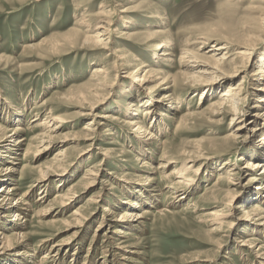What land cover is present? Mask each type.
<instances>
[{"label":"rangeland","instance_id":"374dc122","mask_svg":"<svg viewBox=\"0 0 264 264\" xmlns=\"http://www.w3.org/2000/svg\"><path fill=\"white\" fill-rule=\"evenodd\" d=\"M231 1L235 4H231L230 0H0V116H2L0 124L8 126L9 129L20 126L22 130L17 138L25 137V143L29 144L33 152L37 147L34 138L41 129L43 130L42 127L33 126L43 120L51 108L56 114L66 118L65 128L59 132V137L50 143L47 155L38 160H35L32 153L24 157L23 153L27 147L24 143L18 152L19 163L8 176L10 184L20 188L18 196L23 195V200L31 206V209L26 211V215L30 213V216L24 217L23 214L22 218L30 220L26 230L30 234V239L26 244L36 245L35 256L19 257L21 263L16 262V264H39L53 243L71 237L73 229H67V226L61 221L54 222V218L40 215L50 199H53L58 192H65L71 186H75L77 202L56 217L64 219L72 213L75 207L85 205L87 199L94 192L100 190L103 178L113 183L112 187L106 185L108 194L103 193V198L106 196L108 199L118 200L115 206L121 203V200L115 196L121 195L123 191L127 194L131 193L125 191L129 188L132 190L131 187L127 188L128 185H136V187H141L140 190L143 192H150V195L155 194L152 195L154 196L153 201L148 204L151 214L145 219V224L140 223L137 228L129 231L131 235L128 240L135 244V247L131 249L136 251V253H131L134 263L130 264H205L202 259L205 256L211 257L216 254L219 243L222 246L218 256L214 257L216 264H264V259L257 258L255 253L259 246L264 244V229L252 232V229L245 226L248 224L242 223L241 225V222L229 228L228 223L222 219V229L215 232L211 231L214 225H211L212 221H209V211L217 207L220 208L219 206H223L226 201L222 197L218 203H214L209 191L210 188L218 185V175L222 174V181H226L227 173L225 171L227 168L232 169L234 168L233 164L237 163L244 169L254 158L252 154L255 149H258V154L254 155L264 159V116H261L263 107H256L259 96L254 95L252 87V83H255L254 79L259 77V75L253 74L256 73L258 64L264 59V28L258 33L259 41L251 50L252 58L247 67L248 74L244 86L249 93L247 92V100L242 105L241 111L244 117L242 116L232 124L230 117L220 123H215L212 112L207 110L219 98L227 85L220 84L212 88L214 92L208 93H201L200 89H203V86H200L194 95L195 88H186L181 90L182 92L180 90L174 92L175 87L150 89L155 85V82L141 86L135 82L133 76L128 75L138 66L137 61L131 60L130 65L128 63L122 65V61L119 59L118 48L121 47L150 61L153 52H146L147 57H143L142 52L147 46L151 47L153 51L156 50V47L149 44L146 46V43L141 40L152 37V43L156 44L161 36H157L153 32L160 27L165 34L171 35L173 38L176 53L172 56L173 61L162 60L154 67L162 69L163 74L159 76L166 74L175 77L178 75V80H182L181 71L192 72L193 70L195 72L199 69L188 70L186 64L181 61V51L185 47L186 39L190 36L194 37V35H204L203 32L212 33L217 30L213 24H222L231 21V19L238 21L249 11L247 9L251 5V0ZM257 1L260 4V0ZM103 9L109 11L108 15L113 19L109 48L108 46L102 48L103 45L93 42L84 43L83 38L84 35L92 33L88 26H93L97 22L98 18H95V14ZM124 9L129 10L123 11ZM159 12L165 14V22L167 21L162 24V27L159 24L162 22L161 19L155 17ZM81 17H83V22L78 21L81 20ZM255 26L258 27L259 23ZM257 27L255 28L257 29ZM212 28L214 30H211ZM125 31L136 32L139 36L130 39L125 38L126 36L121 37L120 33ZM75 32L79 36L75 35L76 37H74ZM43 39L45 40L43 41ZM215 41L211 40L203 51L208 52L213 49L212 45L217 42ZM35 44V47H31ZM113 46L118 47L116 48L118 58L115 55H110V48ZM224 51L220 53V56ZM235 51L237 50L232 52ZM118 63V67H115V64ZM102 65L110 67V75L107 80L108 85L99 90L104 95V102L96 113L110 112L116 115L119 110L125 109L123 106L119 108L117 105L119 100H122L120 102L126 104V107H131L132 99L138 94L144 98L145 104L141 105L142 103H140L141 110H135L136 112L129 110L130 113L131 111L137 113V118L140 116L139 122L142 120L141 122L146 128H149L150 132L154 131L155 125L161 127V132H154L157 138L153 139L149 146H146L147 150L150 149V153L148 152L144 159L151 163L152 168L149 167L151 169L143 167V162H138L136 159L143 134H134L128 130L127 123L119 121L124 117L122 115H126L124 111H120L122 115H119L115 122L109 119L102 120L103 124L98 129L102 139L95 141L92 147L89 148L81 139L80 135L89 126V121L93 117L75 115L79 108L73 100L74 93L79 89H89V81L94 70ZM244 74L245 72H242L234 77L232 83L241 80ZM228 82L231 83V81ZM263 83L264 79L260 81V87L264 86ZM169 86L171 85L169 84ZM173 92L175 93L174 99H181L178 103V111H171L172 103L162 98L163 95ZM13 110L19 111L21 121L12 122L9 119ZM147 110L149 112L145 113ZM204 111H206L205 114H193L187 121L182 122L183 116L192 112L202 113ZM161 113L166 114L161 116ZM256 113L260 114L258 122H246L245 136L239 139L238 148L223 151L225 147H220L222 144L219 142V138L236 132V127L241 124L240 120L245 122L248 117L250 118ZM245 114L247 115L245 116ZM221 117L219 116L217 119ZM108 127L114 129L112 131L115 136L103 134L105 128ZM257 127L258 130H253ZM66 133H69L67 140H65ZM208 138L211 139L209 144H206ZM199 141L205 146L203 147L204 158L200 159L196 165V168L200 169L192 174L196 183L189 189L186 188L189 191L185 192L187 197H180L183 195V191L172 187L175 180L168 178L160 171L161 169L156 171L153 167L157 168L161 161L179 157L182 151L191 149ZM166 145L171 152L163 156L164 159H160ZM98 147H112L113 155L103 161L96 183L86 187L89 181L88 178L83 179L86 169L98 164L103 157L102 151L98 150ZM60 148H69L67 156L61 161V166L60 163H53L50 166L56 173L51 176L46 188L40 185L30 187L33 185L34 178L39 175L38 168L30 170L28 173L24 172L23 166H44L43 162L52 159ZM260 158L256 159L260 160ZM9 159L6 157V160H1L0 167L7 164ZM180 166L181 164L175 163L168 169V172ZM262 170L263 167L249 170L250 172L241 171L240 178H238L241 182L237 184L234 205L242 200L246 202L247 206L253 205L259 200L257 199L259 196L255 195L256 192L261 197L264 196V174L261 175L260 172ZM109 172H113V174ZM149 175L154 178L151 182L145 179ZM140 178H144L142 180L146 184H132L127 181H141ZM1 184L2 181L0 186ZM223 185L225 188L229 187L228 184ZM183 189L186 191L185 188ZM43 190L48 194V200L45 203L43 200L38 201L39 193ZM115 192L117 194L113 196ZM251 192H255L253 197H257L256 199L248 198ZM103 207L99 203L88 208L92 215L79 235L77 245L63 250L61 255L52 256L51 254L50 260L53 261L47 264H121L123 262L119 256L115 258L106 256L105 258L108 245L102 236L105 231L113 233V226L111 228L104 226L100 235H95L102 221ZM2 212L1 215L5 211ZM5 214L7 215L4 217L0 215V221L3 220L5 224L7 223L8 229L5 231L10 235L13 231L11 225H19L24 220L22 218L15 219V212L13 213L9 209ZM10 226L11 228H9ZM47 236H50V241L40 245V241ZM252 237L261 241H258L252 250L247 246L237 244L239 240ZM116 238L112 239L114 244L118 242ZM12 244L17 250L27 247L14 240ZM12 257V253H8L3 260L9 261Z\"/></svg>","mask_w":264,"mask_h":264},{"label":"bare ground","instance_id":"6f19581e","mask_svg":"<svg viewBox=\"0 0 264 264\" xmlns=\"http://www.w3.org/2000/svg\"><path fill=\"white\" fill-rule=\"evenodd\" d=\"M230 3L235 4V2L231 0ZM128 10L124 9L123 11H128ZM247 10H249L247 14L238 21H236V19L235 20L231 19V21L223 22L222 24L220 23H215L216 25L213 24V27H216L218 31L215 30L212 33L203 32L204 35H200V34L194 35V37L190 36V38L186 39L185 47L184 48L182 47L183 49L181 51V61L186 64L188 70H190L191 68L192 69L199 68V69H197V71L195 72H193V70L192 72L181 71L180 77H182V80H178V75L175 77L168 76L166 74H164L163 76H159L163 74L162 69H160V67L159 68L154 67L155 65L160 64L162 60L167 62L173 61L174 59H172V56H174L176 53V45L173 38H171V35L165 34L164 30L160 27L158 30L153 32L156 33L157 36H161L158 39V42H156V44L152 43L151 41V39H153L152 37H147V39L145 38L146 40L145 39L141 40L142 42L146 43V46L149 44L150 46L156 47V50L153 51L151 50L152 49L151 47L148 48L147 46L145 50H143L142 52V55L144 54L143 57H147L146 52H150V51L153 52V56L151 57L150 61L144 58H140L134 52L132 51L130 52L126 50V48L125 49L121 48L120 45H119L120 48L114 46L111 47L110 55H115L118 58V55L116 53L117 52L116 48H118V51L120 52L119 59L120 61H122L121 62L122 65H124V63L125 64L128 63L130 65L131 60H133V62L137 61L138 66L128 75L131 77L133 76L135 82L141 86L143 85L147 86V84H151L155 82V85L151 86L150 89L152 88L157 89L162 87L163 89L164 88L167 89L169 87L171 88L175 87L174 89L175 92V90L183 91L186 88L187 89L195 88L196 90L193 93L194 95L196 94L197 89L200 86H203V89H200L201 93L203 92L208 93L212 91L214 92L212 88L220 84L227 85L226 86L227 88L221 92L219 98L215 102H213L207 110L212 112L215 119L214 120L215 123H220V121H224L228 117H230L231 119L230 123L232 124V122L237 121L239 118H241L244 115L241 111L242 105L247 100V94L249 93V91L246 90V86H244V84L246 82V75L248 74L247 67L250 64L252 58L251 50L254 49L255 44L259 41L258 39L259 31L264 28V0H260V4L258 3L257 0H251V5L248 6ZM108 12L109 11H105V9H103L95 14V18H98V20L96 23H94L93 26L90 25L88 26V29L91 30L92 33L88 32L89 34L83 36L84 43L93 42L96 44L103 45L102 48H106V46H108L109 48V43L112 37L111 27H112L113 19L108 15ZM155 17H157L159 20L161 19L162 22L159 21L161 22L159 23L161 27L163 26L162 24L167 22V21L165 22L166 17L164 13L159 12L155 15ZM82 18L83 17H81V20L78 21H82ZM257 23H259L258 27L255 26ZM254 26L257 27V29ZM211 30L214 29L212 28ZM75 35L79 36L77 32L73 34L74 37H76ZM120 36L121 37L126 36L125 38L130 39V38H136L137 36H139V34L136 32L128 33L125 31V32H121ZM44 40L45 39H43V41ZM211 40L217 41V42L215 41L216 44L214 43L212 45L213 49L208 50V52L203 51V49L206 48L205 46ZM35 46L36 44L31 47H35ZM190 46L193 47L191 48ZM223 50L225 51L220 56V53ZM234 50L237 51L232 52ZM119 63L115 64V67H118ZM242 72H245L242 79L237 81L236 83L235 82L232 83V81L234 80L233 78L237 77ZM109 75H110L109 66L102 65L97 67L92 74L91 80L89 81L90 88L79 89L77 92L74 93L75 96L73 97V100L74 102H76V104H78V108H79L75 112V115L78 116L90 115L93 117L89 121V126L86 127L84 132L80 135L81 139L87 144L89 148L92 147L95 141H101L102 139L98 133L99 126L103 124L102 120L107 121L109 119L115 122V120L119 118L118 116L122 115L121 112L124 111L126 115H122L124 117L119 121L121 123L124 122L127 123L126 125L129 126L128 130H131L134 134H139V135L140 133L141 135L143 134V136H141L142 138L141 137H140L141 139L139 138L140 142L137 150L138 154L136 155V159L138 162L141 161L143 162V167L152 168L151 163L148 162L146 159H144V156L148 155V152L150 153L149 151L150 149L147 150L146 146H149L151 144V141L157 138L154 132L157 131L161 132V127L159 125H155L154 131L150 132L149 128H146L144 123L141 122L142 120H140L139 122L140 116L137 118L136 116L138 115L137 113H132V111L130 113L129 111V110L135 111L142 108L140 107V103H142L141 105L145 104L144 98H141L140 95L136 94L131 101L130 104L131 107H126V104L124 105L122 102H120L122 100L119 101L117 100L118 101L117 105L119 106V108L123 106V108L125 109L119 110V112H117L116 115L110 112L106 114L96 113L97 109L101 107L102 103L104 102L103 100L104 95L101 94L99 90H101L103 87L108 85L107 80ZM253 75H259L257 79H254L255 83H252L253 84L252 87L254 89V95L259 96L258 98L259 100L257 101L258 104L256 107L259 108L263 107V111H262L263 113L261 114V116H264V86L260 87V81L264 79V59L258 64V69L256 73H254ZM228 81H231V83ZM169 84L171 86H169ZM174 92L171 94L167 93L163 95L162 98L167 101L169 100L168 102L172 103L170 106L171 111L172 110L178 111V107H179L178 103H180L181 99L180 98L174 99V94H175ZM167 108H169V106H167ZM147 112L149 111L147 110L145 113ZM47 113L48 114L43 120L37 122L33 126V127L43 128V130L41 129L40 133L37 134V136L35 135L36 137L34 138V140L37 142V147L33 151L34 153L31 151L29 144L25 143L26 142L25 137L17 138V135L22 130L20 126H17L16 128L13 129H9L8 126L0 124V161L6 160V157L10 158L9 160H7V164L2 165L0 167V182L2 181V184L0 186V213L2 211L7 212L9 209L13 211V213L15 212L14 216L15 219L17 220H20L23 214L24 217L28 215L30 216V213H27L26 215V211L28 212L29 209H31L30 204L23 200V195L18 196L20 188L14 186L13 184H10V182L8 181L9 179L8 176L15 170L17 163H19L18 162V160L20 159L18 157L19 150H21V147L25 143L27 147L23 153V156L25 157L28 154L32 153L33 157L35 156V160H38L39 158L47 155V153L49 152L48 150L50 149V143L56 140L55 138L59 137L58 136L59 132L63 130V128H65L66 118L64 116L56 114L52 110V108ZM200 113L192 112L190 114H187L186 116H183L182 122L187 121L189 117H191L193 114L203 115L206 113V111L202 112L201 114ZM165 114L166 113L164 114L161 113V116H165ZM246 115L247 114H245V116ZM219 116L222 117L220 119H217V117ZM259 116H260L259 113H256L254 116L251 115L250 118L247 116L248 120L246 119L245 122L244 120H240L241 124H239L236 127L235 129L236 132H232L227 136L220 137L219 142L222 144L220 147H225L223 151L230 150L235 147L238 148L239 139L245 136L244 132H246V128H247L246 122L248 121H250V123L258 122ZM19 118H20L19 111L13 110L9 119L12 122L15 120L21 121V119ZM258 129H259L258 127L253 128V130H258ZM112 130L114 129L109 127L105 128L103 134L106 136H115ZM260 130L262 129L260 128ZM68 134L69 133L65 134L66 135L65 140L68 139L67 137ZM210 139L211 138H208L206 140V144H209ZM111 143H115V142H111ZM204 146L205 144H203L202 142L200 141L196 142V144L191 149H185L184 151H182L179 157L169 158L166 161H161L158 164L157 168L153 167L154 169H156V171H158L157 169H161L160 171L163 174L167 175L168 178H170L171 180H175V183L173 184L172 187L173 189L176 190L180 189L183 191V195H181L180 197H187L185 196V192H189L188 189L193 184L196 183L195 177L192 174L198 172V170L200 169V168L199 169L196 168V165L198 164L200 159L204 158V151H203ZM167 147L168 145L165 146V150L162 156L160 157V159H164L163 156L171 152L170 149ZM97 149L102 151L101 153L103 154V157L100 159L98 164H94L90 166V168L86 169L83 175V179L88 178L89 180V181L87 180L88 182L86 184V187L87 185L88 186L94 185L96 183V180L98 179V176L101 173V165L103 161L104 160L106 161L109 158H111L114 151L112 147L111 148L98 147ZM68 150L69 148H60L52 159H50L47 162H43L44 166L36 165L34 167H30L24 165L22 169H24V172L27 171L28 173L30 170L34 168H38L39 175H37L34 178L33 185H31L30 187H36L35 185L38 186L40 185L46 188L49 179L53 174L56 173V171L52 170L50 166L53 163H60L61 166L62 165L61 161H63L64 158L67 156ZM257 150L255 149L253 151V154L251 153L254 156V158L251 161H249L250 163H248L247 166L244 167V169H242L241 166L237 163L233 164L234 168L232 169L227 168L225 171L227 173L226 181H222L223 176L222 174H220L218 175V183H217L218 185L209 189L212 198L214 200V203H218V201H220L222 197L226 199L225 204H223V206H219L220 208L217 207L209 211V216H210L209 221H212L211 225H214L212 226L213 228L211 229V231L217 232L222 229V225H223L222 219H224V222L228 223L229 228H231L234 224L241 222V225L242 223L248 224L245 226L249 227L250 230L252 229V232H255L256 230H257L256 232H258L259 230L264 229V205H263L264 196L261 197V195L258 194V192L256 193L254 192L256 196H259V198L256 197L259 200L255 202L253 205L247 206L244 200L234 205V199L237 192L236 190L237 184L241 182L240 179H238L240 178L241 171L244 170L246 172L249 170H256L259 167H263V170L260 172L261 175L264 174V159L260 157H256L254 155V154H258ZM256 158H260V160ZM175 163L181 164V166L175 167L172 170H170V172H168V169ZM223 163L228 164L229 162H223ZM109 173L113 174V172H109ZM254 176L256 177V175ZM140 179L141 181L127 180V179L126 180L128 181V183H132V184L133 183H138L140 185L146 184V182L142 180L144 178H140ZM145 179H147L146 181L149 182L154 180V178H151V175L145 177ZM253 179H251V181H253ZM101 183L102 185L99 188L100 190L94 192L87 199L85 205L75 207L72 213L69 214V216L64 219H58L56 217L59 216V214H63L65 210L74 206V204L77 202L78 198H77V193L75 191V186H71L65 192H61V191L58 192L53 199H50L48 201V203L46 204L47 207L40 212V215L54 218L53 220L54 222H59V221L63 222L67 226V229H73V232L71 237H69L68 239L59 240L58 242L53 243L50 246L49 251L43 255L39 264H47L50 261L52 262L53 260H50L51 254L52 256L61 255L63 250H66L74 245H77L78 237L83 231V228L86 227L85 225L87 224L90 215H92V213L88 208L93 205L96 206L99 203H101L104 207L102 213L103 214L102 221L98 229L96 230L95 235L99 236L104 226H107L108 228H111L112 226L114 227L113 233L111 231H105L104 235L102 236L104 242H106L108 245L107 246L108 248L106 250L107 254L105 255V258L106 256H112L113 258L119 256L121 260H123L121 264L134 263V257L131 253H136V251H133V249L131 248H134L135 244L130 243L128 240L129 236L131 235L129 231L130 229L137 228L138 224L140 223L145 224L144 223L145 219H147L151 214V211L148 210L149 208L148 204L153 201L154 196L152 195L155 194L150 195V192H143L142 190H140L141 187H136V185L135 186L128 185L127 188L131 187L132 190H130L129 188L128 190L125 191H129L131 193L127 194L126 192L123 191L121 192V195H118L119 197L115 196V198H119V200H121L120 201L121 203L115 206L116 205L115 203L118 200L114 198L108 199L106 198V196L105 198H103V193L105 195L108 194V192H106V185H110L112 187L113 183L109 182V180H106L104 178L101 179ZM223 184H228L229 187L225 188ZM183 188L185 189L188 188V189H186L185 191ZM109 189L111 190L112 188ZM254 193L251 192L250 195H248V198L250 200L256 199L253 197ZM39 194L40 196L38 197V201L43 200L45 203L48 200L47 199L48 194L45 192V190H43V192ZM116 194H117L116 192L115 194L113 193V196ZM5 212L4 214L2 215L0 214V215L3 217L6 216L7 214H5ZM67 218H70L71 220L68 221ZM29 223L30 220L26 218L24 221H21L19 225L18 224L11 225L12 228L11 226L9 228H11L13 231L12 233L10 232L11 234L9 235L5 231L6 229H8V227H6L7 223L5 224L3 220L0 221V264H11L13 262L14 264H16V262L21 263V259H19V257L28 258L35 256L34 252L36 245L28 244V243L26 244V242L30 239V234L26 232V230L28 229L27 224ZM114 238L118 239V242L116 244H114L112 241V239ZM50 239H51L50 236H47L42 241H40V245H43L44 243H48ZM13 240L16 241V243L25 245L27 247L25 249L17 250L15 249L14 244H12ZM258 241L261 242L256 237H252L251 239L244 238L243 240H239L237 244L240 246H247V248L252 250L254 249L255 244ZM221 246L222 244L219 243L217 248V253L211 257L205 256L202 259V261H204L205 264H216L215 263L216 260L214 259V257L218 256ZM8 253H12L13 257L9 261H4L3 259L5 255H7ZM255 253L257 258L264 259V244L260 245L259 249ZM29 261L31 260L29 259Z\"/></svg>","mask_w":264,"mask_h":264}]
</instances>
